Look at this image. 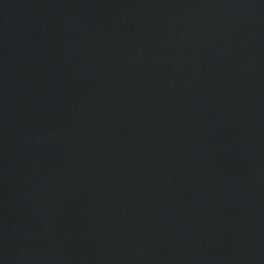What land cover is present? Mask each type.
I'll list each match as a JSON object with an SVG mask.
<instances>
[{
	"label": "water",
	"instance_id": "95a60500",
	"mask_svg": "<svg viewBox=\"0 0 264 264\" xmlns=\"http://www.w3.org/2000/svg\"><path fill=\"white\" fill-rule=\"evenodd\" d=\"M0 264H264V0H0Z\"/></svg>",
	"mask_w": 264,
	"mask_h": 264
}]
</instances>
